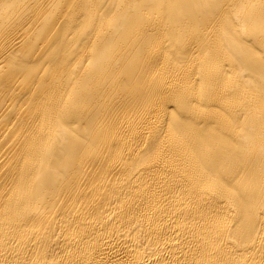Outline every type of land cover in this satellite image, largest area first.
<instances>
[{
  "label": "bare ground",
  "instance_id": "1",
  "mask_svg": "<svg viewBox=\"0 0 264 264\" xmlns=\"http://www.w3.org/2000/svg\"><path fill=\"white\" fill-rule=\"evenodd\" d=\"M0 264H264V0H0Z\"/></svg>",
  "mask_w": 264,
  "mask_h": 264
}]
</instances>
